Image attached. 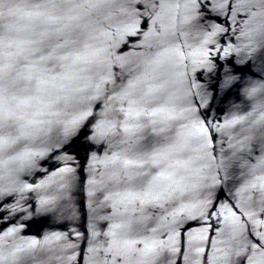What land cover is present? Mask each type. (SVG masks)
Returning <instances> with one entry per match:
<instances>
[{
    "label": "water",
    "instance_id": "obj_1",
    "mask_svg": "<svg viewBox=\"0 0 264 264\" xmlns=\"http://www.w3.org/2000/svg\"><path fill=\"white\" fill-rule=\"evenodd\" d=\"M0 264H264V0H0Z\"/></svg>",
    "mask_w": 264,
    "mask_h": 264
}]
</instances>
